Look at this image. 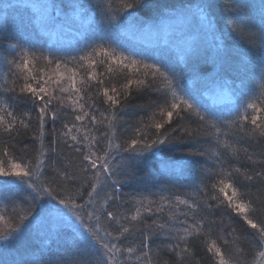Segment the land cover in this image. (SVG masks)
Masks as SVG:
<instances>
[{"label": "snow or ice", "instance_id": "6c2138e0", "mask_svg": "<svg viewBox=\"0 0 264 264\" xmlns=\"http://www.w3.org/2000/svg\"><path fill=\"white\" fill-rule=\"evenodd\" d=\"M13 12L27 22L0 29V264H201L197 249L264 264V0H51L0 19ZM76 24L81 54L36 47ZM137 33L163 47L122 38Z\"/></svg>", "mask_w": 264, "mask_h": 264}, {"label": "trees", "instance_id": "16d2710c", "mask_svg": "<svg viewBox=\"0 0 264 264\" xmlns=\"http://www.w3.org/2000/svg\"><path fill=\"white\" fill-rule=\"evenodd\" d=\"M51 0H0V11H2L4 9L5 5H10L15 9L18 10H23V7L25 5H29L31 3H38V4H47L50 3ZM92 2L95 3H99V4H103L104 0H92ZM153 3L155 4H159V5H163V4H167V3H179L180 0H152ZM193 3L197 2V0H192ZM217 2H220V0H217ZM260 2V0H247V3L249 4H254V5H258ZM113 3L115 5L116 0H113ZM96 15L97 20L100 19V16L96 13H94ZM141 16H143V18L145 20H148V16H145L143 13H140ZM27 22V14L24 13H10L8 16V22L7 24H5L3 19H0V29H4L7 28L9 31H15V29L21 25V22ZM151 22V21H149ZM84 31V29L80 28L79 24H76L74 26H64L61 29L58 30V35L55 37H49L48 35H44V34H40V39L36 45L37 48H42V49H48L50 47H52L53 45H56L57 47H59L61 49V53L62 55H68V56H73V55H79L81 54L79 49L83 48L84 44L86 43V40H84L81 36V33ZM5 33L3 31H0V35H4ZM126 43L132 47H135L137 49H145L146 51H148L149 53L155 54L158 53L160 47H163V41H156L151 35L149 34H141V33H137L135 36H128V35H123L122 37ZM210 39V38H209ZM191 65H189L188 67L185 66L184 62H180L179 63V68L178 71L181 72H187L189 71ZM199 69H201V71L199 72V75L201 77H207L209 75H215L214 72V68L213 65L209 62L207 64L204 63H200L198 65ZM4 66L2 64H0V72L4 71ZM234 73H230L228 76L224 77L227 80H231L233 77ZM184 83H187V80L184 81ZM259 84H260V75L259 72L257 71L255 76H250L248 79V87L245 88V92L246 93H255V94H259L260 92V88H259ZM136 103H139L140 101H135ZM141 114H136L134 117L131 116V114L129 115V117H126L128 119H139ZM50 139V137H49ZM25 143H30L27 139L25 140ZM24 145L21 144L19 145V147H23ZM187 151V148L185 147H180L177 149H172L168 154L169 155H179L182 152ZM161 155H163V153H161ZM166 158V157H165ZM158 167V165L156 166ZM140 175H144V173H140ZM148 182L152 183L153 182V177L149 176L148 178ZM193 177H189L188 179H181L179 181H174L172 183H174L176 185V187L179 188V190L181 192L185 191L186 189L182 186L184 185H188L191 183ZM125 192H129L130 189L125 188L124 189ZM152 191H156L155 188L152 189ZM150 222V221H149ZM216 235H219V233H216ZM159 243V240H156L153 242V246L155 247V244ZM241 246H245V245H241ZM57 253V246L55 244H52L50 246V251L49 253H46L43 257V259H48L50 255L53 256V258L58 259L59 256L58 255H53ZM11 257H9L10 259ZM160 260L161 261H170V262H174L175 261V257L172 254L167 253L166 250L161 249L160 252ZM191 259H199L201 260V264H207V257L206 254L202 251H200L199 249H197L196 252V256L194 258H190Z\"/></svg>", "mask_w": 264, "mask_h": 264}]
</instances>
